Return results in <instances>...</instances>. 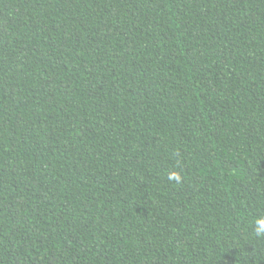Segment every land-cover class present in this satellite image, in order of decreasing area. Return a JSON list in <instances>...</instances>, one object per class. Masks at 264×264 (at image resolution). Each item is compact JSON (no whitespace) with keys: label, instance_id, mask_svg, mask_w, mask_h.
<instances>
[{"label":"trees","instance_id":"16d2710c","mask_svg":"<svg viewBox=\"0 0 264 264\" xmlns=\"http://www.w3.org/2000/svg\"><path fill=\"white\" fill-rule=\"evenodd\" d=\"M258 218L264 0H0V264H264Z\"/></svg>","mask_w":264,"mask_h":264},{"label":"clouds","instance_id":"9594fccd","mask_svg":"<svg viewBox=\"0 0 264 264\" xmlns=\"http://www.w3.org/2000/svg\"><path fill=\"white\" fill-rule=\"evenodd\" d=\"M169 179L170 180H172V179L178 180L179 177L177 175H175V174H170L169 175ZM255 224H256V227H255V235L257 237L264 236V218H258L255 221Z\"/></svg>","mask_w":264,"mask_h":264}]
</instances>
